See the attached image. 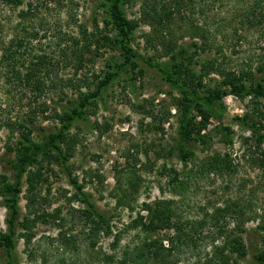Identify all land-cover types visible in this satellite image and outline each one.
Here are the masks:
<instances>
[{"label":"rangeland","instance_id":"1","mask_svg":"<svg viewBox=\"0 0 264 264\" xmlns=\"http://www.w3.org/2000/svg\"><path fill=\"white\" fill-rule=\"evenodd\" d=\"M106 3L107 0H23L17 7L0 0V55L1 42H8L21 24L35 31V52H57L60 37L63 45L70 48V39L84 40L83 29L94 31L97 22L105 29L104 21L109 19ZM252 4L254 0L125 1V15L136 24L131 42L143 59H138L137 68L122 69L89 108L87 119L74 122L72 155L65 166L53 163L54 171L47 163L42 165L46 180L30 197L34 201H30L26 177L23 178L19 220L30 217L37 221L29 248L22 239L16 242V264H118L124 257L127 264H219V252H225L230 264H235L236 256H230L224 245L226 238L233 235L243 237L248 249L247 256L237 264H259L254 255L264 247V144L256 150L254 139L246 142L244 138H250L251 133L236 119L252 109V99L241 100L224 88L227 95L215 104L206 130L207 144L190 142L195 158L185 164L174 149L179 139L180 95L147 63L168 62V54L187 48L198 72L204 63L217 59L226 69L247 64L257 69L264 65V8H256L261 13L255 18L249 15ZM28 10L32 15L23 22L19 15ZM197 28L207 32L210 46L196 54L195 44H202ZM100 45L93 54L82 55V61H75V56L66 51L72 60L60 65L56 78L63 81L59 87L67 95L63 101V95L50 96L58 108L72 106L68 102L77 98L68 80L79 81L85 76L91 82L95 75L102 79L123 62L120 49L113 43L102 41ZM221 81L222 77L213 73L207 85L215 87ZM2 87L0 80V107L6 104ZM21 112L23 109L17 108L13 116ZM56 124L43 123V134L53 131ZM227 127L232 132L222 130ZM41 132L38 128L37 138ZM7 136L6 130L0 131V173L14 183L17 172L9 163L14 155L4 147ZM226 136L233 139L232 145L224 142ZM216 154H231L233 168L223 175L203 173V161ZM72 178L112 220L113 234L121 232L119 243L100 233L95 249L91 248L92 236L77 212L82 205L76 198ZM129 180L137 183V191L130 188ZM125 189L130 196L128 204L118 205V197L122 198ZM156 200L172 202L184 228L179 235L174 229L146 235L129 227L142 211L143 203ZM7 218L6 201L0 196L2 231L8 228ZM190 223H194L193 229ZM220 226L224 227L221 231ZM148 239L161 240L166 249L163 257L146 254L143 258L139 253L141 258L135 260L137 248ZM0 264H5L1 248Z\"/></svg>","mask_w":264,"mask_h":264},{"label":"trees","instance_id":"2","mask_svg":"<svg viewBox=\"0 0 264 264\" xmlns=\"http://www.w3.org/2000/svg\"><path fill=\"white\" fill-rule=\"evenodd\" d=\"M125 1L107 0L105 7L109 19L104 21L105 29L98 22L94 31L89 32L87 28L83 29L84 40L79 42L76 38L70 39L73 42V46H69L70 48L67 44L63 45V39L60 37L57 52H55L56 50L35 52L32 40L36 37V33L30 31L24 24L19 26L17 33L8 42H1L0 80L3 83L2 89L5 91L6 104L0 107V131L6 130L7 132L8 136L4 147L8 153H13L14 160L9 163L11 168L17 172L14 183L10 182L5 174L0 173V196L5 199L8 210V228L6 231L0 230V248L5 251V264H16L15 248L18 239H22L28 248L34 239L32 230L37 220L30 217H25L22 222L19 220V197L23 178L26 177L27 192L30 194V198L36 192L37 186L46 180L42 165L47 163L50 171H54L51 167L53 163L65 166L68 158L72 155L76 139L71 134L74 122L87 119L89 108L97 103L102 90L119 75L122 69L137 68L138 59H143L131 42L136 24L127 19L125 15L123 9ZM1 2L19 7L23 0H1ZM254 2L255 4L249 7L252 9L249 15L257 18L256 15L258 16L261 12L256 11V8H264V2L263 0H254ZM31 15L32 11L28 10L22 11L19 17L25 22ZM112 31L114 36L111 35ZM196 31L202 41L201 45L195 44L197 49L195 53L197 54L199 50L205 51L209 48L210 42L207 32L201 28H197ZM102 41L117 46L121 51L123 62L116 70L106 74L102 79L95 75L96 82L94 80L90 82V79L85 76L79 81L68 80L67 83L77 93V98L68 102L72 106L58 108L57 103L55 104L50 96L58 94L61 97L63 95L61 98L63 101L67 95L63 92L64 88L60 89L59 87L63 81L56 78L60 65L72 60L67 52L70 51L75 56V61L79 60L78 58H80L79 61H82L81 56L93 54V49L96 48L98 51ZM80 43H82L81 47ZM222 52L224 53L221 49L220 54L224 55ZM168 55H170L168 62L152 63L147 61V63L150 67L155 68L161 74L162 79L180 95L182 108L178 128L179 139L174 148L178 150L179 159L185 164L194 161L195 155L190 150V142L207 144L209 133L206 130L213 116L215 104L227 95L224 88L228 89L229 94L241 100L252 99L254 103L252 109L236 119L239 126L251 133L250 138H244V140L249 142L254 139L255 149L260 150L261 145L264 144V65L261 64L257 69L253 68V64L226 69L217 59L204 63L200 68L201 71L198 72L193 68V56L189 55L187 48H184V51L171 52ZM213 73L222 77V81L215 87L207 85V79ZM259 73H261L260 77H258ZM48 101H52L53 104L50 105ZM17 108H20L21 111L23 109L22 115L13 116L15 115L13 111ZM46 121L56 122L58 125L56 124L53 131L43 134L46 130L43 123ZM38 128L42 131L40 138H37L38 136L36 137L35 134ZM222 130L232 132L228 127ZM224 142L230 146L233 144V139L226 136ZM233 165L234 160L231 154L225 156L216 154L208 156L203 161L201 170L207 174L223 175L230 171ZM72 184L77 189L76 198L82 205L77 212L87 223L89 236H92L90 239L91 248L95 249L96 236L100 233L106 238H112L114 243H119L121 240L119 233L121 232L113 234L112 220L98 209L83 189L77 186L73 178ZM136 185V182L129 180V186L133 191H137ZM129 197L128 190H123L122 198L118 197V205H127ZM30 201L34 200L30 198ZM171 206L172 202L168 200L144 202L142 211L136 214L129 227L138 229L146 235H155L166 229H174L179 235L184 231L183 224ZM128 207L133 209L131 205ZM143 211L146 212V215L142 214ZM192 224L194 223H190V226L193 229ZM18 228L21 230L19 234ZM223 228L220 226L219 230L221 231ZM262 229L264 230V227ZM147 241L143 246L137 248L138 253L135 260L144 258L146 254L156 258L163 257L166 249L161 240L148 239ZM224 245L226 251L229 250L230 256H236L233 260L235 264L248 254L247 246L241 236L233 235L232 238H226ZM222 249L221 251H224ZM219 253L220 258L216 261L219 264H230L225 252ZM254 258L259 264H264V247L257 251ZM118 264H127L125 257ZM209 264L215 263L210 261Z\"/></svg>","mask_w":264,"mask_h":264}]
</instances>
